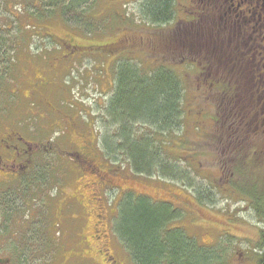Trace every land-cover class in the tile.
Returning <instances> with one entry per match:
<instances>
[{"label":"rangeland","instance_id":"374dc122","mask_svg":"<svg viewBox=\"0 0 264 264\" xmlns=\"http://www.w3.org/2000/svg\"><path fill=\"white\" fill-rule=\"evenodd\" d=\"M149 1L86 0L77 12L63 16L52 12V7L49 8L52 13H47L46 6L43 7L46 0H0V43L6 57L15 61L13 83L8 88L14 97L0 92V135L7 129H16L27 138L48 137L36 130L42 113L40 106L28 98V90H32L37 77L51 82L59 78L49 86L48 92H43L46 101L49 99L57 105L60 101H72L63 104L61 111L65 114L67 108L70 115L71 111L75 112L74 116L88 118L90 113L93 128L100 133L98 153L102 163L119 170L117 174L123 176L117 182L110 181L114 188L101 196L96 193V187L87 184L91 183L90 176L85 175L90 178L82 184L86 187L71 182L74 176L70 170L64 182L54 176L60 171L56 167L59 158L52 154L43 159L49 164V173L48 177L43 176L42 187L25 191L17 184L19 192L12 188L13 184H6L4 194L0 191V222L4 213L10 217V225L3 229L0 223V264L5 260L7 264H86L79 257L84 251L78 245L82 232V222L78 219L90 208L95 211L98 206L105 208L103 203L108 206L105 217L111 234L110 248L120 255L118 249H123L113 228L119 200L129 191L174 207L179 217L168 226L182 230L200 247L208 248L211 260L207 264H257L264 218L254 212L253 200L237 189L251 190L258 207L264 209V153L255 156L241 149L242 152L233 156L224 151L221 141L215 140L223 122L202 119L207 107L196 95L198 86L189 74L194 69L190 64H180L183 56L179 50L170 48L165 52L160 43L166 36L171 40L178 32L175 26L181 15L179 0H171V20L165 23L151 22L143 11L145 2ZM37 8L40 17L31 14ZM123 61L136 64L143 74L168 69L179 80L181 127L167 137L159 135L156 139L162 150L167 149L164 162L176 163L179 171L187 174V180L171 181L157 174L150 178L136 176L123 157L119 156L117 163H110L103 154L100 138L107 133L112 135L117 127L103 118L104 106L114 90L115 65ZM1 71L3 68L0 75ZM216 125L218 129L214 131ZM133 129L140 134L149 131L142 123ZM57 186L67 195L60 197ZM73 195L82 200L83 208L78 207L77 201L70 202ZM98 197H103V203L92 201ZM7 203L12 204L11 210ZM70 210L75 213L72 220L66 215ZM87 216L94 214L90 212ZM95 221L93 218L91 224ZM83 233L86 238L92 234L88 222Z\"/></svg>","mask_w":264,"mask_h":264},{"label":"flooded vegetation","instance_id":"af4514ba","mask_svg":"<svg viewBox=\"0 0 264 264\" xmlns=\"http://www.w3.org/2000/svg\"><path fill=\"white\" fill-rule=\"evenodd\" d=\"M178 10L181 15L175 26L176 36L171 40L166 36L160 43L165 52L170 48L179 50L183 56L180 64H190L194 69L189 74L198 86L196 95L207 107L202 119L204 122H215V119L223 122L219 126L233 132L224 133L225 140L236 141L235 145H241L251 155L263 154L264 0H179ZM55 79L51 82L37 77L33 80L32 90H28V98L40 106L42 113L36 130L48 137L27 138L16 129H7L0 135L1 188L11 182L26 191L42 187L43 176L48 177L49 173V164L43 159L54 154L59 158L56 167L60 170L54 176L61 177L64 182L70 170L74 176L71 182L81 187H86L82 184L90 179L85 175L90 176L91 183L87 184L96 187V193L102 196L114 188L110 181L117 182L123 176L117 174L119 170L102 163L98 153L100 133L93 128L90 113L88 118L74 116L75 112L71 111L70 115L67 108L65 114L61 111L63 104L72 101H60L58 105L49 99L46 101L43 92H48ZM216 129L217 125L214 131ZM55 145L57 148L53 149ZM241 147L234 154L242 152ZM56 188L60 197L67 195L62 192L63 188ZM74 196L70 197V202L77 201L78 207L83 208L82 200ZM102 198L92 201L102 202ZM105 208L98 206L96 211L90 208L78 219L82 222V232L79 241L78 235L76 237L80 251H84L80 252V260L86 264H132L123 250L118 249L120 255L117 252L115 255L110 248L111 237L108 236L111 234L107 231L105 214L108 210ZM66 212L71 220L74 219L72 210ZM90 212L94 217L87 216ZM86 217L92 232L89 238L83 233ZM93 218L96 221L91 224ZM112 243L115 245L114 241Z\"/></svg>","mask_w":264,"mask_h":264},{"label":"trees","instance_id":"16d2710c","mask_svg":"<svg viewBox=\"0 0 264 264\" xmlns=\"http://www.w3.org/2000/svg\"><path fill=\"white\" fill-rule=\"evenodd\" d=\"M66 1L68 5L65 4ZM85 1L46 0L43 7L46 6L47 13L51 12L49 8L52 7V12L57 11L66 16L72 11L77 12ZM143 7V11L148 13L153 23L171 20V0H150L145 2ZM31 14L40 17L41 13L37 8L36 12ZM83 18L81 14L80 19ZM1 33L0 30V36ZM14 65L15 61L6 57L3 43H0V69L3 68L0 75V92L12 97L14 95L9 93L8 88L13 83ZM115 67L114 90L104 106L103 118L117 127L112 135L107 133L100 138L103 139V154L108 156L110 163H117L118 157H123L136 176L144 175L150 178L152 174H157L171 181L187 180V174L180 172L176 163L164 162L163 154L167 149L162 150L160 142L156 139L159 135L167 137L181 127L179 102L182 98V88L176 75L164 68L155 73L143 74L139 66L130 61L117 63ZM137 123H142L151 132L140 134L135 131L133 128ZM224 133L233 132L222 129L218 132L220 138L217 136L216 141H221L224 151L235 156L236 149L241 145H235L236 141L233 140H225ZM161 145L166 147L165 143ZM3 188L0 187L2 194L5 190V187ZM12 188L20 192L16 184ZM241 189L240 187L237 190L246 193L253 200L251 205L257 216L264 218V209L258 207L255 195L250 193L251 190L247 192ZM7 207L11 210L12 204L7 203ZM117 207L114 234L132 264H207L211 260V254L207 253L208 248L200 247L182 230L168 226L179 217L178 211L168 203L154 202L146 195L129 191L122 195ZM9 218L3 213L0 222L3 229L10 225ZM259 255L257 264H264V230L260 234Z\"/></svg>","mask_w":264,"mask_h":264},{"label":"water","instance_id":"95a60500","mask_svg":"<svg viewBox=\"0 0 264 264\" xmlns=\"http://www.w3.org/2000/svg\"><path fill=\"white\" fill-rule=\"evenodd\" d=\"M7 263H8V260H5V261H4V264H7Z\"/></svg>","mask_w":264,"mask_h":264}]
</instances>
